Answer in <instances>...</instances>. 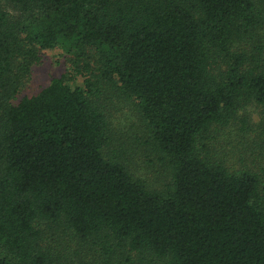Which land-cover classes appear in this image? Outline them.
Returning a JSON list of instances; mask_svg holds the SVG:
<instances>
[{
  "label": "trees",
  "instance_id": "1",
  "mask_svg": "<svg viewBox=\"0 0 264 264\" xmlns=\"http://www.w3.org/2000/svg\"><path fill=\"white\" fill-rule=\"evenodd\" d=\"M0 264H264V0H0Z\"/></svg>",
  "mask_w": 264,
  "mask_h": 264
},
{
  "label": "rangeland",
  "instance_id": "2",
  "mask_svg": "<svg viewBox=\"0 0 264 264\" xmlns=\"http://www.w3.org/2000/svg\"><path fill=\"white\" fill-rule=\"evenodd\" d=\"M65 55L59 48L42 51L40 60L32 67L28 83L20 91V96H30L46 87L50 80L65 73Z\"/></svg>",
  "mask_w": 264,
  "mask_h": 264
}]
</instances>
